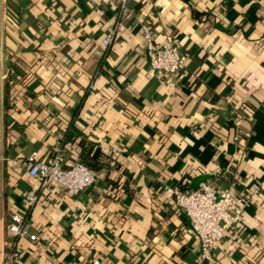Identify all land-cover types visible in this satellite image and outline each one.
<instances>
[{"label": "crops", "instance_id": "crops-1", "mask_svg": "<svg viewBox=\"0 0 264 264\" xmlns=\"http://www.w3.org/2000/svg\"><path fill=\"white\" fill-rule=\"evenodd\" d=\"M127 6L125 29L104 46L116 3L0 0V263L16 249L56 264H264V0ZM142 25L187 55L173 85L150 67ZM59 142L66 167L91 145L90 157H107L76 195L27 173L31 152L45 157ZM213 177L249 203L201 261L164 187ZM11 213L35 240L7 231Z\"/></svg>", "mask_w": 264, "mask_h": 264}, {"label": "built area", "instance_id": "built-area-1", "mask_svg": "<svg viewBox=\"0 0 264 264\" xmlns=\"http://www.w3.org/2000/svg\"><path fill=\"white\" fill-rule=\"evenodd\" d=\"M98 4L116 3L119 13L112 26L101 43L109 46L115 36L125 29L124 16L128 12L127 0H95ZM142 35L147 43L149 65L167 85L174 84V77L182 70L187 62V55L180 52L179 42L172 34L167 32L157 33L146 25H142ZM160 35V40L157 37ZM190 77L195 79V75ZM90 89L95 90L94 84ZM101 101V97L98 98ZM237 138V136H235ZM18 165L17 160L12 161ZM28 175L39 180L41 188H47L50 183H56L63 187L67 196L76 195L95 184L98 173L77 161L65 166L64 147L61 142L55 144L50 153L45 157H39L35 151L25 159ZM217 178H209L199 183L197 188L190 191H182L177 187L165 186L166 197L172 199L180 207L191 223L199 243L200 260L209 259L216 249L219 241L230 230H233L242 218L244 208L249 203L248 197L235 196L231 186L216 187ZM258 188L253 190L257 193ZM38 195L32 192L26 194V206L36 204ZM7 231L14 238L28 237L35 240L36 235L29 233V223L24 216L17 213L10 214V222ZM97 261H94L96 264ZM0 264H56L49 258H41L36 262L23 259L16 249H12Z\"/></svg>", "mask_w": 264, "mask_h": 264}, {"label": "trees", "instance_id": "trees-1", "mask_svg": "<svg viewBox=\"0 0 264 264\" xmlns=\"http://www.w3.org/2000/svg\"><path fill=\"white\" fill-rule=\"evenodd\" d=\"M92 146V145H91ZM86 147L82 149V153L80 156V162L84 163L91 169H101L104 165V160L107 158L106 156H103L101 154H97L95 157H90V151L92 150V147Z\"/></svg>", "mask_w": 264, "mask_h": 264}]
</instances>
